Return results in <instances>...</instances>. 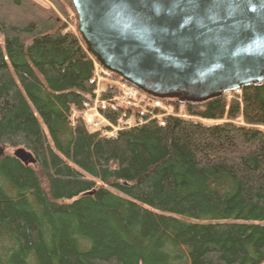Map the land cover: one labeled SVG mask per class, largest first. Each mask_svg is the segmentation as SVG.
<instances>
[{
  "label": "trees",
  "instance_id": "trees-1",
  "mask_svg": "<svg viewBox=\"0 0 264 264\" xmlns=\"http://www.w3.org/2000/svg\"><path fill=\"white\" fill-rule=\"evenodd\" d=\"M0 34V145L35 161L0 153V264H264V83L107 138L74 117L95 72L78 33L0 0Z\"/></svg>",
  "mask_w": 264,
  "mask_h": 264
},
{
  "label": "water",
  "instance_id": "water-1",
  "mask_svg": "<svg viewBox=\"0 0 264 264\" xmlns=\"http://www.w3.org/2000/svg\"><path fill=\"white\" fill-rule=\"evenodd\" d=\"M70 1L88 55L154 99L203 104L264 83V0Z\"/></svg>",
  "mask_w": 264,
  "mask_h": 264
},
{
  "label": "built area",
  "instance_id": "built-area-1",
  "mask_svg": "<svg viewBox=\"0 0 264 264\" xmlns=\"http://www.w3.org/2000/svg\"><path fill=\"white\" fill-rule=\"evenodd\" d=\"M94 67V91L81 112L74 114V117L80 116L90 130H98L104 137L113 138L120 131L140 127L151 121L163 126L168 118L185 117L178 115L173 105L151 99L115 79L98 65L94 64ZM240 94V91H235L234 94H228V98ZM120 110L121 115L114 123L104 116L105 113L116 114Z\"/></svg>",
  "mask_w": 264,
  "mask_h": 264
},
{
  "label": "rangeland",
  "instance_id": "rangeland-1",
  "mask_svg": "<svg viewBox=\"0 0 264 264\" xmlns=\"http://www.w3.org/2000/svg\"><path fill=\"white\" fill-rule=\"evenodd\" d=\"M31 2L35 3L36 5L44 8V9H50L53 10L55 12V14L57 15L59 21L66 25L67 30H69L70 32H72L73 34L77 33V26H78V21L76 23L77 18L74 17V14L72 13L71 10H69V18L63 16L56 8V6L50 2L49 0H30ZM76 23V24H75ZM0 43L3 46V37L0 34ZM233 97V95H232ZM178 111L182 114H185V108L182 106L178 107ZM187 115V114H186ZM16 150L10 149V148H6L4 146L0 145V153L1 154H14Z\"/></svg>",
  "mask_w": 264,
  "mask_h": 264
}]
</instances>
